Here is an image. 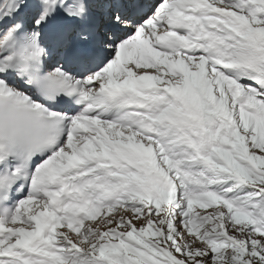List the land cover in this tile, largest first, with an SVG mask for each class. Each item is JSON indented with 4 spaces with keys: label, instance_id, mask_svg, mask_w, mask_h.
<instances>
[{
    "label": "snow or ice",
    "instance_id": "1",
    "mask_svg": "<svg viewBox=\"0 0 264 264\" xmlns=\"http://www.w3.org/2000/svg\"><path fill=\"white\" fill-rule=\"evenodd\" d=\"M0 264H264V0H0Z\"/></svg>",
    "mask_w": 264,
    "mask_h": 264
}]
</instances>
